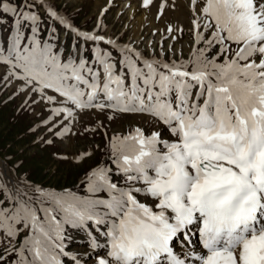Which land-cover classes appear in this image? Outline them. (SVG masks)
I'll list each match as a JSON object with an SVG mask.
<instances>
[{"label":"snow or ice","instance_id":"1","mask_svg":"<svg viewBox=\"0 0 264 264\" xmlns=\"http://www.w3.org/2000/svg\"><path fill=\"white\" fill-rule=\"evenodd\" d=\"M37 5L46 0H0V66L52 105L46 124L96 110L161 127L109 137L115 167H91L83 195L0 182V233L10 245L26 233L12 264H61L64 225L87 232L84 254L107 249L95 264H264V0H188L193 47L180 61L148 59L47 6L75 34L64 56Z\"/></svg>","mask_w":264,"mask_h":264},{"label":"rangeland","instance_id":"2","mask_svg":"<svg viewBox=\"0 0 264 264\" xmlns=\"http://www.w3.org/2000/svg\"><path fill=\"white\" fill-rule=\"evenodd\" d=\"M47 6H53V10L78 30L94 31L121 45L130 44L148 59L180 61L191 55L192 17L185 2L178 7L172 3L163 7L159 5L153 11L152 4L145 7L143 0H46L45 7L37 5L32 11L41 18L44 36H49L53 27L57 28L59 40H52L56 46L54 51L63 47V55L67 56L72 51L75 34L51 19L45 9ZM179 22L182 23L176 26ZM9 24L10 20L5 19V37ZM169 27L174 30L182 28L183 31L169 33ZM173 35L176 36L175 40L172 39ZM93 46L92 42H88L89 50ZM99 47L115 54V49L110 45L101 43ZM85 55L91 61L90 53ZM22 86L23 81L9 76L6 68L0 66V163L5 167L4 171L0 170V182L10 189L23 184H38L47 189H69L83 195L86 193V174L91 167L102 162L115 167L111 165L110 154L105 148L109 137L127 134L136 127L146 132L161 127L146 115H120L96 110L81 113L76 110L73 117L60 120L57 127L52 128L51 124L44 122L50 115L52 105L41 101L30 89L22 92ZM108 116L114 118L109 120ZM64 124L68 125L69 131L57 135L58 130L63 132ZM164 136L167 138L168 134L165 132ZM85 153L91 155L80 159ZM25 234L22 232L12 241V245L19 247ZM63 234L64 250L68 254L59 256L61 264H76L73 257L81 264H95L97 252L104 254L107 251L89 249L84 254L87 232L83 229L64 225ZM12 245L0 233V256L4 257L0 264H12L16 259ZM9 252L12 254L9 255Z\"/></svg>","mask_w":264,"mask_h":264},{"label":"bare ground","instance_id":"3","mask_svg":"<svg viewBox=\"0 0 264 264\" xmlns=\"http://www.w3.org/2000/svg\"><path fill=\"white\" fill-rule=\"evenodd\" d=\"M186 3L188 5V0H153V3H152V10L153 11H156V8L160 5V6H168V5H171L174 4L176 7L178 6H181L182 3ZM166 9V8H165ZM177 9V8H175ZM180 9V7H179ZM169 12V11H168ZM155 13V12H154ZM183 21V20H182ZM182 22H179L178 24H176V26H179ZM183 26V25H182ZM3 164V163H2ZM0 163V170L4 171L5 170V167L4 165H2ZM179 251V250H177Z\"/></svg>","mask_w":264,"mask_h":264}]
</instances>
